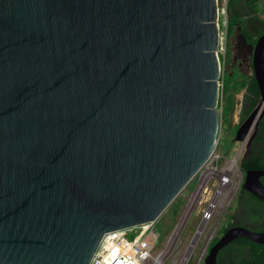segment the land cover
<instances>
[{
  "label": "water",
  "instance_id": "obj_1",
  "mask_svg": "<svg viewBox=\"0 0 264 264\" xmlns=\"http://www.w3.org/2000/svg\"><path fill=\"white\" fill-rule=\"evenodd\" d=\"M216 7L0 0V264H87L105 233L155 220L205 162L220 124ZM249 65L259 100L234 141L264 112V29ZM260 175L241 184L264 199ZM235 236L264 241L229 226L202 264Z\"/></svg>",
  "mask_w": 264,
  "mask_h": 264
},
{
  "label": "rangeland",
  "instance_id": "obj_2",
  "mask_svg": "<svg viewBox=\"0 0 264 264\" xmlns=\"http://www.w3.org/2000/svg\"><path fill=\"white\" fill-rule=\"evenodd\" d=\"M256 15L263 17L264 11L258 8ZM237 40H241V36L234 28L229 40L226 36L225 50L229 46L231 51L236 53ZM218 59L220 73L235 69L234 65L228 66L227 60L222 63V53H218ZM250 70L248 61V65L244 63L243 73H249ZM220 80L221 76L218 77L219 82ZM242 94L243 88H240L233 93V99L242 98ZM219 97L218 102L221 103ZM216 107L219 115L220 105ZM235 112L236 110L231 114L232 120L235 119ZM219 123L216 143L205 162L206 167L198 168L153 220L157 236L155 239L150 236L149 240L152 243V257H157L156 262L155 258H152V264H202L209 240L213 235L218 236L222 225L228 223L232 200L243 179V172L237 164L241 154V142L232 140L234 130L231 126L227 128L224 120L221 123V117ZM216 182L220 183L217 188ZM216 190L219 191L217 196L214 195ZM207 207L210 209L209 216L201 222V213ZM205 213L208 211L205 210ZM196 227L202 229H199L200 233L193 235Z\"/></svg>",
  "mask_w": 264,
  "mask_h": 264
},
{
  "label": "trees",
  "instance_id": "obj_3",
  "mask_svg": "<svg viewBox=\"0 0 264 264\" xmlns=\"http://www.w3.org/2000/svg\"><path fill=\"white\" fill-rule=\"evenodd\" d=\"M246 8L240 9L236 6L237 0H226L227 17H226V36H228L236 25H239V31L243 34L246 41L253 42L255 40V30L249 28L247 22L250 18L255 17L261 21V25L256 27L257 33H260L264 29V16H257V10L260 8L264 11V0H245ZM248 9L251 11L249 16ZM228 50H225L223 61L227 60ZM236 74V75H235ZM243 88V111L240 113L239 121L246 117L247 113L256 104L259 97V91L252 72L241 73L233 69L230 71H222L221 84L219 85L220 101L217 102V106L220 105L219 117L224 120L227 125V117L231 106L233 104V93ZM264 128V113L258 122V129ZM235 129V126L232 127ZM238 167L244 172L248 168L264 169V158L262 151H256L255 145L252 146L248 157L243 155L238 159ZM237 196L242 197L246 190L239 185ZM259 198V197H256ZM264 200L263 198H259ZM232 214H228V218H232ZM225 227L219 229L220 233L224 231ZM254 229L264 231V224L255 227ZM217 238V235H213L208 242L209 246ZM216 264H264V241L257 242L244 236H235L224 244L216 254Z\"/></svg>",
  "mask_w": 264,
  "mask_h": 264
},
{
  "label": "built area",
  "instance_id": "obj_4",
  "mask_svg": "<svg viewBox=\"0 0 264 264\" xmlns=\"http://www.w3.org/2000/svg\"><path fill=\"white\" fill-rule=\"evenodd\" d=\"M215 1L217 6L215 19L217 24V46L215 52L217 58L218 53H222L223 63L226 39V0ZM221 74L219 66V76ZM217 83L219 86L221 80L220 82L217 80ZM209 156L205 162H207ZM205 162L200 166L203 167V169L206 167ZM230 168L231 166L229 165V169ZM219 184V182L215 183L216 188ZM218 194L219 191H214V195L217 196ZM211 204L214 205V203ZM205 210L208 211L207 214L205 213ZM209 210L210 209L207 207L202 211L200 216L201 222L204 218L209 216ZM199 229H202V227H196L193 235L200 233ZM154 235L153 221H146L141 224L131 225L126 228L107 232L101 237L87 264H152V258H155L154 262H156L157 255L152 257V243L151 240H149V237Z\"/></svg>",
  "mask_w": 264,
  "mask_h": 264
},
{
  "label": "flooded vegetation",
  "instance_id": "obj_5",
  "mask_svg": "<svg viewBox=\"0 0 264 264\" xmlns=\"http://www.w3.org/2000/svg\"><path fill=\"white\" fill-rule=\"evenodd\" d=\"M244 1L245 0H237L236 6H238L240 9L246 8ZM248 12H249V16H250L251 11L249 9H248ZM261 24H262L261 21L256 19L255 17L250 18V21L247 22V25L249 26V28L255 30V33H254V34H256L255 38L259 34V33H257L256 27H258V25H261ZM235 28H237V25L235 26ZM233 30H232V32H233ZM230 34L227 36L228 40H229ZM242 38H241V40L236 41V48H235L236 53L232 52L231 49L229 48V46H227V50H228L227 63H228V66L232 67L234 65L235 70L240 71L241 73H243L244 63L248 65L249 56H250V44L254 42V41L253 42L246 41L245 37L243 39ZM227 63L225 62V64H227ZM243 99H244L243 94H242V98L233 99L232 105L235 106L236 116H235V119L232 120V122L227 117V120H228V125L226 123L227 128H228V126H231V127L235 126V128H236V126L243 119L242 118L239 121L240 113H241V111H243V107H242ZM258 100H259V97L257 98V102H258ZM261 117L259 118V120L261 119ZM259 120H258V122H259ZM240 142H241V144H240L241 145V147H240L241 148V152H240L241 154H240L239 158H241L243 155H246V157H248L249 152L251 151L253 145H255L256 151H259V148H260V150L262 151V156L264 158V128L262 130H259L258 129V123L254 128H251L250 132L248 133L247 140L243 141V142L240 141ZM243 176H244V172H243ZM259 180L264 185V175H260ZM242 181H243V179H242ZM242 181H241V183H242ZM241 183H240V185H242ZM245 190H246V192L243 194L242 197H238L237 196L238 192H236L235 197L232 200V205H233L232 210L230 213H228V214H232L233 217L228 219V223H224L223 226L225 228L232 226V225H244L246 227H249L250 229H254L257 226L264 224V200H260L259 198H261V197L256 198L258 196L254 195L253 193H251L247 189H245ZM153 230L155 232V235H154V239H155L157 236V233L155 230L154 222H153Z\"/></svg>",
  "mask_w": 264,
  "mask_h": 264
},
{
  "label": "clouds",
  "instance_id": "obj_6",
  "mask_svg": "<svg viewBox=\"0 0 264 264\" xmlns=\"http://www.w3.org/2000/svg\"><path fill=\"white\" fill-rule=\"evenodd\" d=\"M221 76V75H220ZM217 80H218V78H217ZM243 142V141H242ZM208 247V246H207Z\"/></svg>",
  "mask_w": 264,
  "mask_h": 264
}]
</instances>
